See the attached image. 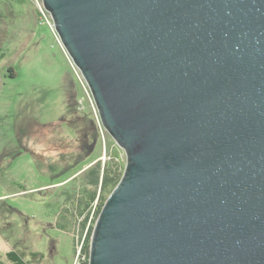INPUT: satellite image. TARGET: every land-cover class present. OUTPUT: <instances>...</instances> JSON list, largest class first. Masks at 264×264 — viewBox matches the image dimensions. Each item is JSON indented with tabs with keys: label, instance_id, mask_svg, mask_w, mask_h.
I'll list each match as a JSON object with an SVG mask.
<instances>
[{
	"label": "water",
	"instance_id": "1",
	"mask_svg": "<svg viewBox=\"0 0 264 264\" xmlns=\"http://www.w3.org/2000/svg\"><path fill=\"white\" fill-rule=\"evenodd\" d=\"M126 165L88 264H264V0H42Z\"/></svg>",
	"mask_w": 264,
	"mask_h": 264
},
{
	"label": "rangeland",
	"instance_id": "2",
	"mask_svg": "<svg viewBox=\"0 0 264 264\" xmlns=\"http://www.w3.org/2000/svg\"><path fill=\"white\" fill-rule=\"evenodd\" d=\"M41 4L0 0V264H88L109 195L89 168L127 158Z\"/></svg>",
	"mask_w": 264,
	"mask_h": 264
},
{
	"label": "trees",
	"instance_id": "3",
	"mask_svg": "<svg viewBox=\"0 0 264 264\" xmlns=\"http://www.w3.org/2000/svg\"><path fill=\"white\" fill-rule=\"evenodd\" d=\"M12 67L9 68V72L11 74V76L15 75L12 71ZM73 104V102H72ZM72 104H69V106L71 107ZM122 173L120 172V170L117 172V174H110V169L109 166H104L102 167L100 164H96L94 166H91L89 168V178L91 179L90 184L92 186H96L99 187V189H106L108 188L110 193L112 191V189L116 186V184L118 183V181L121 178ZM94 196V195H93ZM13 252H11L9 255H11ZM88 254V252H87ZM11 259L16 261V259L11 256Z\"/></svg>",
	"mask_w": 264,
	"mask_h": 264
},
{
	"label": "built area",
	"instance_id": "4",
	"mask_svg": "<svg viewBox=\"0 0 264 264\" xmlns=\"http://www.w3.org/2000/svg\"><path fill=\"white\" fill-rule=\"evenodd\" d=\"M40 11H41L42 17L44 18L45 22H49L48 11L46 8L43 7L42 4L40 5ZM42 17H41V20L44 23V20Z\"/></svg>",
	"mask_w": 264,
	"mask_h": 264
}]
</instances>
